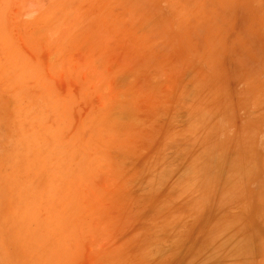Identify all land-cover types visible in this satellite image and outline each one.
Here are the masks:
<instances>
[{"label": "rangeland", "instance_id": "1", "mask_svg": "<svg viewBox=\"0 0 264 264\" xmlns=\"http://www.w3.org/2000/svg\"><path fill=\"white\" fill-rule=\"evenodd\" d=\"M0 264H264V0H0Z\"/></svg>", "mask_w": 264, "mask_h": 264}]
</instances>
